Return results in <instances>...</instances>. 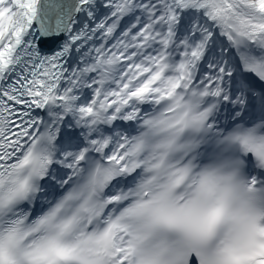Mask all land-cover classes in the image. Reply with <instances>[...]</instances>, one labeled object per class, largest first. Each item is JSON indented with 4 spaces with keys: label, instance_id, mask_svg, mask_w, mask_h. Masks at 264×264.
Masks as SVG:
<instances>
[{
    "label": "snow or ice",
    "instance_id": "snow-or-ice-1",
    "mask_svg": "<svg viewBox=\"0 0 264 264\" xmlns=\"http://www.w3.org/2000/svg\"><path fill=\"white\" fill-rule=\"evenodd\" d=\"M0 264H264V0H0Z\"/></svg>",
    "mask_w": 264,
    "mask_h": 264
}]
</instances>
